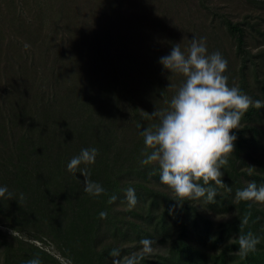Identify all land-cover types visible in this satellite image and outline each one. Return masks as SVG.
Segmentation results:
<instances>
[{"label":"trees","instance_id":"obj_1","mask_svg":"<svg viewBox=\"0 0 264 264\" xmlns=\"http://www.w3.org/2000/svg\"><path fill=\"white\" fill-rule=\"evenodd\" d=\"M47 1L55 4L54 0ZM96 2L99 4V0ZM167 2L173 4L172 0ZM36 5L39 12L30 8L34 19L42 3ZM83 8L89 13L91 9L93 19L83 22L81 29L74 25L78 7L67 4H61L58 15L50 14L53 22L47 32L29 16L14 17L19 20L18 27L25 28L31 38L24 53L20 48L12 50V58L7 57L6 64L0 66V122H17L19 126L18 134L5 133L0 124V142L5 136L11 141L7 148L0 149V185L12 193L11 197L1 198L3 202L7 198L16 223H41L66 246L74 247L83 264H105L107 252L102 249L99 253L95 243L105 225L113 235L125 231L138 239L161 236L167 240L175 236L167 257L145 264H264V201L256 205L236 196L237 190L243 189L240 181L264 185V161L245 163L250 153L259 149L264 153V122H259L264 121V105H250L233 130V150L220 169L223 183L209 181L216 190L214 199H184L178 204L176 194L160 182L158 165L141 163L145 153L151 151L144 145L142 128H153L159 117L150 114L163 113L170 106L171 98L162 100L163 104L159 98L165 97L166 85H157L152 78L154 68L150 67L149 89L156 93L152 92L144 102L137 80L140 64L133 51L121 43L122 48L115 47L118 55H111L112 42L94 30L105 16L103 10L89 8V4ZM222 26L233 40L235 56H249L246 27L229 19ZM14 42L12 39L8 44L13 48ZM172 44L164 43V48L171 49ZM227 77L229 86L247 95L243 69L239 71L242 81ZM89 147L98 151L94 163L79 166L86 169L87 175L69 171L70 159ZM86 179L98 183L103 191L86 192ZM129 188L134 189L132 205L138 210L126 212L124 215L131 214L132 222L123 225V217L112 216L110 210ZM199 204L212 214L234 213L228 222L213 224L198 212ZM101 212L105 215L101 216ZM249 232L258 238V243L253 251L242 254L239 240ZM75 255L69 259L80 264Z\"/></svg>","mask_w":264,"mask_h":264},{"label":"rangeland","instance_id":"obj_2","mask_svg":"<svg viewBox=\"0 0 264 264\" xmlns=\"http://www.w3.org/2000/svg\"><path fill=\"white\" fill-rule=\"evenodd\" d=\"M21 1L14 0V5H12V0H0V66L6 64L7 57L12 58L13 51L20 48V51L24 53L25 46L23 47V45H29L28 42L31 41L29 34L25 33L27 30L18 27L19 20L14 18L15 15L29 16V20H32L33 23L34 21L41 23L42 30L47 32L53 22L50 14L58 15L61 4H67L70 8L71 6L78 7L77 21L74 22V25L81 29L83 22L93 19L90 14L91 9L89 13L83 8L84 5L89 4V8L93 6L95 10H103L102 12L105 14L99 23L100 26L93 28L102 32L103 36H107L108 43L112 42L111 48H113L109 53L118 55L115 47L122 48V44L133 51V56L140 64L141 73L137 80L140 96L144 102L152 92L156 93V90L149 89V73L152 66L155 72L152 78L157 85L160 82L166 85V91L163 94L165 97H159L161 104L170 100L183 83L180 73L168 72L162 69L158 62L159 57L162 56L161 52L166 55L170 51V49L164 48V43H173L172 46L178 43L181 50L187 54L191 39L195 38L199 41L201 37L204 38L208 53L219 51L227 60L224 74L235 76L237 82L238 80L242 81L239 71L243 69V83L247 84V96L253 101H264V0H172L173 4H169L167 0H99V4L96 0H67L68 3H64L65 0H54L55 4L52 2L51 5L47 0H24L25 4ZM37 2L42 5L40 14L34 19L30 8L39 12L36 8ZM72 15L75 16V14ZM25 19L27 20V18ZM225 19L241 23L246 27V47L249 51L247 58L235 56L233 40L223 32L222 22ZM183 29H186L185 33L182 32ZM12 39L16 41L13 48L8 44ZM18 41L23 45L21 46ZM8 60L12 63V59ZM243 62H245L244 65ZM164 78L166 81L163 80ZM0 124L4 126L5 133L18 134L19 132L17 122H7V124L0 122ZM6 137L4 142H0V149L11 145V141H8ZM4 153L6 156L9 155V152ZM257 159L264 161V153H261L260 149L245 157V163L253 165V160ZM256 165L258 166L257 163ZM250 181L240 182L242 187L246 188L251 183ZM164 191L166 190L164 189ZM7 201L5 198L6 203L3 202L0 197V264H12V261L14 264H25L27 260L36 257L40 259L41 264H73L69 257L72 258L74 254L80 258L78 262L83 264L81 255L75 253L74 247L66 246L64 241L55 235V232L48 231L41 223L35 222L34 225H28L26 221L18 225ZM250 201L256 205L262 202ZM137 206L141 207V204H137ZM129 210L136 211L138 208L136 205L130 204L128 194L124 192L112 203L110 214L117 216L118 219L123 217L121 223L127 225L128 222H132L131 214L124 215ZM198 212H202L213 224L228 222L234 213L212 214L203 209L200 204ZM111 222H113V218L110 219ZM138 222L140 223L141 220L138 219ZM106 230L107 225L99 230L95 240L98 245L96 250L99 253L102 249L107 252L105 264H126L129 259H133L135 264L157 261L168 256L169 248L175 242L174 235L168 236L167 240H163L161 236L154 239L148 238L151 241L152 250L149 253H144L143 245L140 243L142 239H138L134 233L129 232L128 234L124 231L113 235Z\"/></svg>","mask_w":264,"mask_h":264},{"label":"clouds","instance_id":"obj_3","mask_svg":"<svg viewBox=\"0 0 264 264\" xmlns=\"http://www.w3.org/2000/svg\"><path fill=\"white\" fill-rule=\"evenodd\" d=\"M158 62L162 69L182 74L184 80L169 101L168 110L150 114L158 116L159 122L153 128H142L144 145L151 151L145 153L141 163L158 165L160 182L176 194L178 204L180 200L200 197L212 201L216 190L209 181L215 185L223 183L220 169L227 164V156L233 150L236 139L233 130L250 105L261 107L264 101H253L238 87L227 84L228 77L224 74L227 60L219 51L208 53L203 37L199 41L191 39L187 54L178 43L174 44ZM97 151L95 147L82 148L67 163V169L73 173L79 170L86 176V169L79 166L94 163ZM84 190L99 194L103 188L86 179ZM127 194L130 204H134V189L129 188ZM5 195L11 197L12 193L7 186L0 185V197ZM236 196L264 201V185L257 187L251 182L246 188L238 189ZM140 243L144 253L151 252L149 239H142ZM257 243L258 238L251 232L241 236L242 254L253 251ZM25 264H41V261L36 257ZM126 264H135V261L129 259Z\"/></svg>","mask_w":264,"mask_h":264}]
</instances>
